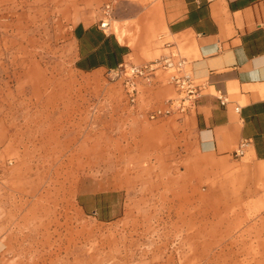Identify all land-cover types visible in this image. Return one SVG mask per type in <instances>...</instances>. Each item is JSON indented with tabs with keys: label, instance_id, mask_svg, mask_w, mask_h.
Segmentation results:
<instances>
[{
	"label": "rangeland",
	"instance_id": "374dc122",
	"mask_svg": "<svg viewBox=\"0 0 264 264\" xmlns=\"http://www.w3.org/2000/svg\"><path fill=\"white\" fill-rule=\"evenodd\" d=\"M102 1L0 0V264H264V169L151 118L176 95L162 70L132 100L125 76L75 69L70 30ZM117 8L136 9L110 28L134 64L157 58Z\"/></svg>",
	"mask_w": 264,
	"mask_h": 264
},
{
	"label": "crops",
	"instance_id": "0c3cea01",
	"mask_svg": "<svg viewBox=\"0 0 264 264\" xmlns=\"http://www.w3.org/2000/svg\"><path fill=\"white\" fill-rule=\"evenodd\" d=\"M124 2L136 10L117 8L115 20L157 32L160 54L176 48L202 84L195 109L184 118L198 151L222 158L242 145L240 158L264 169V0H120L117 5ZM110 28L111 21L103 29L99 19L72 26L75 69L112 71L126 61L134 64L139 46ZM2 249L0 238V257Z\"/></svg>",
	"mask_w": 264,
	"mask_h": 264
},
{
	"label": "built area",
	"instance_id": "2783aa9c",
	"mask_svg": "<svg viewBox=\"0 0 264 264\" xmlns=\"http://www.w3.org/2000/svg\"><path fill=\"white\" fill-rule=\"evenodd\" d=\"M119 1H102L99 9V25L101 28L109 29L113 11ZM159 69L165 73V77L173 86L176 95L166 98L161 107L151 111L150 117L154 118L172 114L181 116L195 109L202 84L194 77L189 61L183 55H180V52L176 48L168 49L157 58L141 65L123 62L112 71H115L120 76H125L126 84L133 100L135 91L134 78L141 76L149 79ZM232 154L235 157H240L243 154L242 145H239Z\"/></svg>",
	"mask_w": 264,
	"mask_h": 264
}]
</instances>
